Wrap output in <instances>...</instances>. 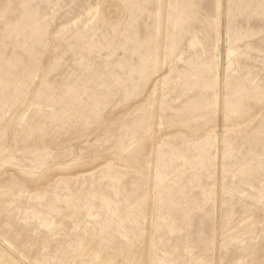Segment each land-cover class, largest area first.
I'll use <instances>...</instances> for the list:
<instances>
[{
  "label": "rangeland",
  "instance_id": "rangeland-1",
  "mask_svg": "<svg viewBox=\"0 0 264 264\" xmlns=\"http://www.w3.org/2000/svg\"><path fill=\"white\" fill-rule=\"evenodd\" d=\"M0 264H264V0H0Z\"/></svg>",
  "mask_w": 264,
  "mask_h": 264
}]
</instances>
